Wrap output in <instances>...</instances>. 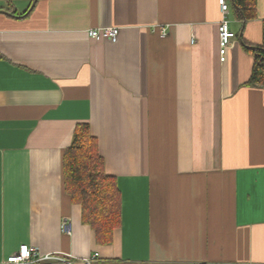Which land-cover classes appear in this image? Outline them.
<instances>
[{
	"label": "crops",
	"instance_id": "crops-1",
	"mask_svg": "<svg viewBox=\"0 0 264 264\" xmlns=\"http://www.w3.org/2000/svg\"><path fill=\"white\" fill-rule=\"evenodd\" d=\"M31 3L0 0V263L27 244L66 258L29 264H264V85L242 45L264 0L247 21L228 3L224 60L218 0ZM106 26L114 42L87 34ZM79 122L120 192L109 241L64 189Z\"/></svg>",
	"mask_w": 264,
	"mask_h": 264
},
{
	"label": "trees",
	"instance_id": "trees-1",
	"mask_svg": "<svg viewBox=\"0 0 264 264\" xmlns=\"http://www.w3.org/2000/svg\"><path fill=\"white\" fill-rule=\"evenodd\" d=\"M227 1L237 19L247 21L256 16L257 0ZM242 45L254 57L246 84L264 85V28L261 43L253 44L242 38ZM62 172L65 192L81 206L82 222L94 230L97 241H109L120 218V192L115 177L103 169L98 140L91 134L88 123L75 125L63 152Z\"/></svg>",
	"mask_w": 264,
	"mask_h": 264
},
{
	"label": "built area",
	"instance_id": "built-area-1",
	"mask_svg": "<svg viewBox=\"0 0 264 264\" xmlns=\"http://www.w3.org/2000/svg\"><path fill=\"white\" fill-rule=\"evenodd\" d=\"M219 8L221 11V19L219 21L218 33H219V54L220 60H224L226 49L231 42L232 38L236 37V34L230 30L229 22L227 20L226 14L229 12V5L227 0H218ZM119 33V28L117 26H106L101 28H91L87 31V34L95 40H110L115 41ZM161 36L163 37L165 33V28L162 26L160 30ZM61 232L66 234H71V226L69 221L64 220L61 222L60 226ZM95 256L86 257L83 259V264H91L92 259ZM60 258L62 260L65 257H58L53 253L43 254L37 246L22 244L18 249L9 254L6 258L2 260L0 264H29L34 263L43 259ZM70 262V261H69ZM71 263V262H70ZM72 264V263H71Z\"/></svg>",
	"mask_w": 264,
	"mask_h": 264
},
{
	"label": "water",
	"instance_id": "water-1",
	"mask_svg": "<svg viewBox=\"0 0 264 264\" xmlns=\"http://www.w3.org/2000/svg\"><path fill=\"white\" fill-rule=\"evenodd\" d=\"M35 2H36V0H33V1H32L31 5H30V7H29V10H31V9L33 8Z\"/></svg>",
	"mask_w": 264,
	"mask_h": 264
}]
</instances>
